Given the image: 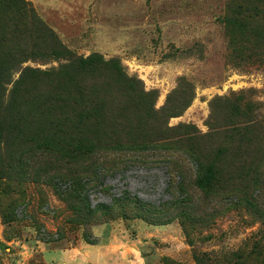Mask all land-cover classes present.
I'll return each mask as SVG.
<instances>
[{
    "label": "rangeland",
    "instance_id": "374dc122",
    "mask_svg": "<svg viewBox=\"0 0 264 264\" xmlns=\"http://www.w3.org/2000/svg\"><path fill=\"white\" fill-rule=\"evenodd\" d=\"M256 1L0 0V264H208L261 229L233 191L264 179V57L229 64L226 22ZM232 35L260 42L264 24ZM92 55L136 99L77 69ZM28 69L48 74L32 103Z\"/></svg>",
    "mask_w": 264,
    "mask_h": 264
},
{
    "label": "trees",
    "instance_id": "16d2710c",
    "mask_svg": "<svg viewBox=\"0 0 264 264\" xmlns=\"http://www.w3.org/2000/svg\"><path fill=\"white\" fill-rule=\"evenodd\" d=\"M10 3L12 5L15 4L14 0H10ZM230 14V18L226 20L227 32H229L230 35L227 54L228 63L246 69L255 66H263L261 61L263 59L262 57H264V38H262V35L258 36L260 42L252 40L247 42L245 46H240L235 43L232 32L237 36L241 35V37H244L246 35L247 37L253 29L259 28L262 23L264 24V1L257 0L254 4H240L235 9L231 10ZM59 51L64 55H68L69 58H75L63 49ZM59 51H56V54ZM73 61L76 63L77 69L82 73L85 71H92L93 69L106 68L113 76L116 84L122 85L126 91L136 99V93L131 81L126 78L114 60L105 62L99 56L92 55L86 58L73 59ZM2 65L3 63L0 62V72L3 68ZM27 71L28 73L23 74L21 79L15 83V86L21 87L19 92L24 93L25 90L27 93L26 95L31 97L35 90V83L44 80L46 76L48 77V74L41 73L38 70L28 69ZM22 78L25 80L22 81ZM53 90L58 89L54 88ZM181 100L183 99L180 97L177 98L176 103L167 110L170 112L169 117L179 116L181 109H179L178 106L183 103ZM55 102L59 105V101L56 100ZM72 112L75 113L76 111L73 110ZM84 115H86V113H84ZM102 119L105 122L104 117ZM86 121H88V119ZM191 158L196 168L194 187L199 193L209 195L216 184V171L212 165L204 167L198 155L191 156ZM233 193L239 195L242 205L247 206L251 213L261 220V229L249 236L242 247L230 254L228 259L217 262L210 261L208 264H264V179L259 178L251 181V185L246 187V191L237 189L234 190ZM121 203L122 202L118 205H121ZM130 204H132V202L125 203V205ZM108 210L107 207L104 208L105 212H108ZM96 212H98V209L94 211V213ZM129 212L132 213V211Z\"/></svg>",
    "mask_w": 264,
    "mask_h": 264
}]
</instances>
